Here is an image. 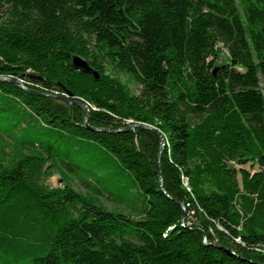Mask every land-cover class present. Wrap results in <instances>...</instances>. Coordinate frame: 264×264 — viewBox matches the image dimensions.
<instances>
[{"label": "trees", "instance_id": "1", "mask_svg": "<svg viewBox=\"0 0 264 264\" xmlns=\"http://www.w3.org/2000/svg\"><path fill=\"white\" fill-rule=\"evenodd\" d=\"M0 76L166 139L0 81V264H264V0H0Z\"/></svg>", "mask_w": 264, "mask_h": 264}, {"label": "water", "instance_id": "2", "mask_svg": "<svg viewBox=\"0 0 264 264\" xmlns=\"http://www.w3.org/2000/svg\"><path fill=\"white\" fill-rule=\"evenodd\" d=\"M72 64L78 69H82L85 72L92 73L95 78H97V79L99 78L98 72L91 67L89 62L84 57L79 56V55H73L72 56ZM28 76L31 77V78H36V79H39V80H43V78L41 76H39V75L29 74ZM0 81H7V82H10V83H13L16 86H18V87H20L22 89H25V90H27V91H29L31 93L54 97V98H57L59 100L65 101V102H67L69 104L80 106L84 110V113H85V118H84L85 126L88 129H91V130H94V131H102V132L114 133V132H123V131H133L136 128H146V129H150V130L158 133V135L161 137V147H160V151H159L160 185H161V190L166 192L165 188H164L163 176H162V172H161V155H162L163 149H164L165 144H166V139H165V136L163 135V133L161 132V130L159 128H157L154 125H151V124H148V123H144V122L130 123L127 126L122 127V128H118V129H111V128H105V127L92 126V125L88 124L89 111H90L89 107L87 106V104L82 99H80L77 96H75L74 93L69 91V90H66V95L65 94H56V93H52V92L41 91V90L30 88L25 83H23V81L20 80V79H14V78H9V77H5V76H0ZM175 200L177 202H179L185 208V204L183 202H180L177 199H175Z\"/></svg>", "mask_w": 264, "mask_h": 264}, {"label": "rangeland", "instance_id": "3", "mask_svg": "<svg viewBox=\"0 0 264 264\" xmlns=\"http://www.w3.org/2000/svg\"><path fill=\"white\" fill-rule=\"evenodd\" d=\"M220 46H221V53L219 55V58L217 60V63L218 64H224V63L229 62V55L227 53V50L224 49L222 47V45H220ZM119 77L123 81L129 83V85H130V87H131V89H132L133 92L139 93L140 86L137 85V84H135L134 81H132L131 79H129L126 74H119ZM246 167L247 168H250V169L254 168V170H255L257 168V165L251 166L250 164H247ZM54 181L55 182H58V178L56 176L54 177ZM75 188L78 189V190H82V191H85L86 190V188L83 185H80L78 183H76ZM103 201L111 209H120V210L125 211L126 213H129V214L134 215V212L132 211L133 209L130 206H126L124 204H117L112 199L111 200H109V199H103Z\"/></svg>", "mask_w": 264, "mask_h": 264}]
</instances>
